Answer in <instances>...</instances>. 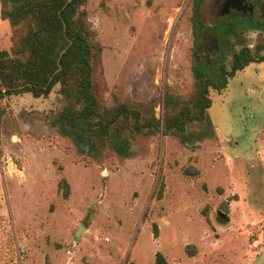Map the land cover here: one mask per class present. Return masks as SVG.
<instances>
[{
	"label": "rangeland",
	"instance_id": "obj_1",
	"mask_svg": "<svg viewBox=\"0 0 264 264\" xmlns=\"http://www.w3.org/2000/svg\"><path fill=\"white\" fill-rule=\"evenodd\" d=\"M194 1L87 0L102 46L105 103L149 104L160 119L158 131L127 154L81 153L58 132L52 120L66 103L59 85L47 97L0 101V264H154L158 251L168 264H264V62L210 89L213 136L180 142L161 126L165 94L190 98L193 69L206 57ZM249 6L200 0L203 45L214 31L221 47L218 20L245 16ZM253 13L264 20L259 7ZM230 39L253 48L264 31L247 28ZM10 46L11 28L0 17V48Z\"/></svg>",
	"mask_w": 264,
	"mask_h": 264
},
{
	"label": "trees",
	"instance_id": "obj_2",
	"mask_svg": "<svg viewBox=\"0 0 264 264\" xmlns=\"http://www.w3.org/2000/svg\"><path fill=\"white\" fill-rule=\"evenodd\" d=\"M199 1L193 4L196 36L200 31ZM86 3L87 0H0V17L11 28L10 48H0V101L23 93L47 97L59 85L66 103L52 120L58 132L68 137L81 153L96 156L111 151L125 155L130 147L148 141L158 131L160 119L149 112V104L118 99L112 105L105 103L102 46L89 22ZM232 16L233 19L224 17L218 21L219 36L223 37L222 56L211 69L195 65L191 97L165 94L163 133H170L180 142L213 136L215 129L208 116L210 89L221 91L238 71L264 62V40L251 48L245 41L230 39L247 28L264 31V20L255 19L262 26L252 27L243 23L239 15ZM228 55L229 68L225 63ZM3 113L0 107V124ZM192 126L200 130L194 131ZM60 187L67 196L69 185L65 179L60 180ZM154 264L168 262L158 251Z\"/></svg>",
	"mask_w": 264,
	"mask_h": 264
},
{
	"label": "flooded vegetation",
	"instance_id": "obj_3",
	"mask_svg": "<svg viewBox=\"0 0 264 264\" xmlns=\"http://www.w3.org/2000/svg\"><path fill=\"white\" fill-rule=\"evenodd\" d=\"M246 1L248 2V4L250 6H252V9H251V11H248V13H245V16H240L239 15L240 17H242V18L249 17V18H254V19L257 20L256 16L253 13L254 9L257 8V7H259L260 13L263 14V16H264V12H263L264 0H256L258 2H256V1L249 2L248 0H246ZM232 11H234V10H232ZM222 18H224V17H222ZM261 20H263V19H261ZM201 32H202V29L200 28L199 36L197 38V41H198L197 42V46H198V49L200 47H202L201 49L206 54V57L204 58V60L202 62H200L201 59H199V61L196 62V64L207 66L208 69H211L214 66V64L216 63V61L222 56V53H221L222 49H221L220 45H218V43H216L217 37H216V35H214V31H213V34H210L209 37H206V38L209 39V41H208L209 43L204 46L203 45L204 43L202 42V33ZM210 33H212V29L211 28H210ZM210 38H213L215 41L211 40ZM209 44L213 45V47L212 48L209 47L210 46Z\"/></svg>",
	"mask_w": 264,
	"mask_h": 264
},
{
	"label": "water",
	"instance_id": "obj_4",
	"mask_svg": "<svg viewBox=\"0 0 264 264\" xmlns=\"http://www.w3.org/2000/svg\"><path fill=\"white\" fill-rule=\"evenodd\" d=\"M263 8H264V3H263ZM249 9H250L249 11H251L252 6H249ZM263 12H264V9H263ZM220 215L223 216V217L225 216L224 213H220ZM84 228L85 227L82 224L79 225V227L77 228V230L75 232V238L79 237V235L81 234V232L83 231Z\"/></svg>",
	"mask_w": 264,
	"mask_h": 264
}]
</instances>
